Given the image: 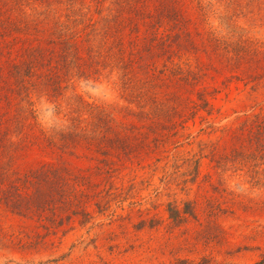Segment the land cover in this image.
<instances>
[{
  "label": "rangeland",
  "instance_id": "rangeland-1",
  "mask_svg": "<svg viewBox=\"0 0 264 264\" xmlns=\"http://www.w3.org/2000/svg\"><path fill=\"white\" fill-rule=\"evenodd\" d=\"M156 1L161 5L166 0ZM184 11L194 23L191 38L207 45L201 50L216 48L213 38L264 47V0H186ZM170 33L169 25L146 31L156 36L155 46L150 50L143 44L132 72L137 79L149 80L157 64L170 60L185 69L187 60L194 66L198 50L191 48L192 40L182 32L181 44L167 49ZM207 55L203 59L209 63ZM245 71H211L194 91L179 92L197 102L202 93L212 105L210 111L134 115L130 118L137 125L134 130L93 129L89 116L81 112L85 107L75 98L101 105L117 119L123 107L139 112L116 72L89 80L75 78L57 101L34 96L38 128L55 137L62 131L75 132L84 144L77 147L76 157H70L71 169L35 152L28 161L16 163V174L6 176L8 156L15 152L18 139L5 140L0 153V264L261 261L264 124L244 135L226 136L222 131L247 117H264V85L248 83ZM29 130L26 134H31ZM248 151L257 153L258 161L244 165L239 153L247 156ZM107 156L125 164L111 178L91 169ZM43 160L54 163L55 173L29 171L37 170ZM176 211L185 220H174Z\"/></svg>",
  "mask_w": 264,
  "mask_h": 264
},
{
  "label": "trees",
  "instance_id": "trees-1",
  "mask_svg": "<svg viewBox=\"0 0 264 264\" xmlns=\"http://www.w3.org/2000/svg\"><path fill=\"white\" fill-rule=\"evenodd\" d=\"M185 2L166 0L158 5L156 0H112L109 4L106 0H0V153L5 140L18 139L13 143L15 152L8 156L6 176L16 174V163L28 161L35 152L71 169L70 157L77 156L76 149L84 144V139L75 132L63 131L55 137L38 128L33 99L44 96L57 101L75 78L89 80L103 72H116L124 93L137 101L139 112L123 107L117 119L105 107L75 97L85 107L81 112L89 116L93 129L109 132L134 130L137 125L130 121L134 115L149 118L157 111H171L178 116L185 110L210 111L212 105L202 93L198 94L200 102H197L179 92L194 91L204 78L212 75L211 71L221 74L224 70L242 68L246 70L248 83H254V87L264 85V47L247 41L225 44L213 38L216 48L211 52L201 50L207 45H198L191 38L190 27L194 23L184 11ZM200 7L202 10L203 6ZM155 25L171 28L167 49L173 44L180 45L179 38L186 32L192 40L191 48L198 50L195 64L187 60L185 69L170 60L162 66L157 64L149 80L137 79L132 73L134 65L141 59L139 52L144 43L150 50L155 46L156 36L146 34ZM203 55L208 56L209 63ZM263 124V115H254L222 131L226 136L244 135ZM28 129L31 134H26ZM239 154L244 165L258 161L255 152L247 156ZM263 155L261 150L260 157ZM97 161L91 168L93 172L110 178L125 165H118L111 156ZM39 165L37 170L29 171L50 174L57 169L54 163L45 160ZM172 213L174 220H185L182 212ZM255 264H264V258Z\"/></svg>",
  "mask_w": 264,
  "mask_h": 264
}]
</instances>
